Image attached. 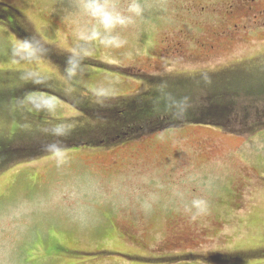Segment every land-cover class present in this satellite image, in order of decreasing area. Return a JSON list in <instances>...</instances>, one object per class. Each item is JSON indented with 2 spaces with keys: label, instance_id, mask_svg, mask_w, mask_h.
<instances>
[{
  "label": "rangeland",
  "instance_id": "rangeland-1",
  "mask_svg": "<svg viewBox=\"0 0 264 264\" xmlns=\"http://www.w3.org/2000/svg\"><path fill=\"white\" fill-rule=\"evenodd\" d=\"M193 1L0 0V12L18 9L40 34L36 43L96 64L63 65L0 20L1 135L20 127L25 104L27 119L70 123L81 116L78 103L132 98L182 72L236 83L238 108L252 112L235 115L244 120L238 133L216 114L188 121L186 109L209 103L201 101L206 82L193 79L202 95L177 92L186 109L159 101L175 127L102 146L65 143L1 169L0 264H264V111L254 113L264 97V28L204 57V67L158 57L164 34L186 23L178 11ZM32 129L38 142L43 126ZM170 220L192 239L173 250L184 257L156 252L172 234ZM236 249L243 257L227 258Z\"/></svg>",
  "mask_w": 264,
  "mask_h": 264
},
{
  "label": "trees",
  "instance_id": "trees-1",
  "mask_svg": "<svg viewBox=\"0 0 264 264\" xmlns=\"http://www.w3.org/2000/svg\"><path fill=\"white\" fill-rule=\"evenodd\" d=\"M1 8L2 7H0V9ZM3 11L5 13L2 11L0 12V20L13 21L11 22L12 25H10L12 31L19 33L24 38V40L42 50H45L51 55L62 57L64 59L61 61L63 65H66L67 63V66H78L80 63L87 62L89 64L96 65L95 63L87 61L83 58L76 60V57L65 56L59 53L54 47H45L44 45L36 43L38 42L36 40L40 38V34L35 32L29 25H24L22 27L17 22V20H20V22L23 20L25 23V17L20 15V11L18 9H15L10 5L7 8L5 5ZM6 13H8V15H5ZM165 38H170L171 40V37L163 36L162 43L164 42ZM48 48H51V50ZM206 61L207 60L201 59L200 62ZM200 62L196 63L200 64ZM97 65H100L99 62ZM102 65L104 66V64ZM200 66L204 67L201 64ZM104 67L112 68L113 66L106 64ZM205 75H207L205 71L167 74L162 76V78H167V81L164 83V87L161 89H155L153 87L145 88L141 89V91H139L138 94L132 98H117L107 102L99 101L81 104L77 102V105L80 107L79 111L81 114L79 119L70 123H62L60 125H58L56 122L53 123L52 121H43L48 120L46 117L39 119L37 118L38 120L35 118L27 119L26 115L31 111V109H29L27 104H25L27 109L24 108L21 114H19L20 118L18 117L19 125L22 128L17 126V128H13L9 131L7 130V132L3 135L0 134V170L16 161H23L30 159L35 155H40L41 152H44L46 149L53 146L62 147V145L65 143H67L66 145L71 144L75 146H82L86 144L102 146V144L106 143L107 139L112 140L108 143L112 144L124 139L131 140L138 138L142 135H145L147 132L161 130L164 127L165 129L175 127V124L173 123L174 121L166 119L167 116L164 115L165 108L161 103H159V101L161 99H166L172 105H174V107L186 109V106L182 103L183 99H179V94L181 93H177L179 91L178 89L189 95H202L201 91L197 87L198 84H196L193 80L198 78H201L206 82V84L200 86L206 87L210 90L209 95H202L201 101H209V103L200 106L197 110L186 109L189 112L188 117H186L188 121H196L194 119L196 117H199V119H207L216 114L214 116V119H217V121H215L216 123H221L224 121V119H230L234 123L233 127L235 128L233 131L235 133L241 132L242 128H237V126L242 124L244 120L235 117V115L241 113H243V115H252V112H241L240 108H238L237 91L240 89H237L236 83L231 81L222 85L220 82V77H217V74H212V79L216 78L218 84H208V82L212 79H205ZM31 76L33 75L30 73L27 74V77L30 79L33 78ZM150 82H153V80H150ZM196 89H198V91ZM263 93L264 91L259 94L262 95ZM20 102H23V100ZM261 110L264 111V97L262 103L254 106V113H259ZM33 125L37 127L39 125L43 126L41 132L42 138H39L38 142L35 141L36 135L32 129ZM87 135L88 137H85ZM213 146L215 147V145ZM169 225L171 230L178 231L176 224L171 220L169 221ZM186 239L192 240L189 237ZM166 247V243L162 241L156 250H158L159 253H163L164 251L172 252L171 250H166ZM174 254L185 256L181 253L174 252ZM162 257L169 259L171 258L169 256ZM228 258L237 259L238 257L236 255H232Z\"/></svg>",
  "mask_w": 264,
  "mask_h": 264
},
{
  "label": "flooded vegetation",
  "instance_id": "flooded-vegetation-1",
  "mask_svg": "<svg viewBox=\"0 0 264 264\" xmlns=\"http://www.w3.org/2000/svg\"><path fill=\"white\" fill-rule=\"evenodd\" d=\"M178 16L179 19L189 20L166 34L171 40L164 39V54L179 61L191 60L196 63L201 59L207 60L204 57H210L217 49L231 47L235 42L243 40L246 34L263 31L264 0H197L183 6ZM24 20L25 23L23 20L17 22L22 27L29 25L33 29L27 19ZM232 199V202L240 201L241 197L235 194ZM122 225L130 227H126L129 234L144 241V235L137 233L130 224ZM179 226L176 224L178 231L171 230V236L164 240L166 250L175 252L173 250L183 240H188L180 236ZM162 241L160 239L158 245ZM172 252L171 255H179Z\"/></svg>",
  "mask_w": 264,
  "mask_h": 264
}]
</instances>
